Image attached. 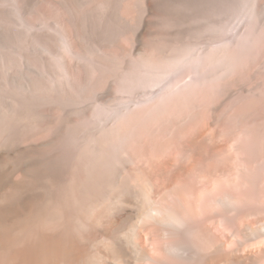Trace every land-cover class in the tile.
<instances>
[{
  "label": "bare ground",
  "instance_id": "1",
  "mask_svg": "<svg viewBox=\"0 0 264 264\" xmlns=\"http://www.w3.org/2000/svg\"><path fill=\"white\" fill-rule=\"evenodd\" d=\"M58 1L40 11L66 21L60 74L24 67L0 40V264H264V5L236 43L150 41L127 71L111 53L116 65L71 64L80 26L111 29L133 57L159 0ZM112 77L129 95L163 87L114 111L107 100V118L84 104Z\"/></svg>",
  "mask_w": 264,
  "mask_h": 264
},
{
  "label": "rangeland",
  "instance_id": "2",
  "mask_svg": "<svg viewBox=\"0 0 264 264\" xmlns=\"http://www.w3.org/2000/svg\"><path fill=\"white\" fill-rule=\"evenodd\" d=\"M79 1L81 0H68L66 4L70 6L72 5L73 8L76 9ZM85 1L86 0L83 2ZM254 3L264 5V1L260 2V0H159V15L151 18V29L153 30V35L145 37L143 45L140 47L141 53H138L139 55L136 54V57L131 56V54L134 53L133 45L126 46L120 45L119 42H111L113 37V34H109L111 29H108V31L105 27H96L93 24H87L86 30L81 25L79 39L75 38L80 58L72 60L71 64L76 63L75 65H78L77 67L80 69L82 68L83 70L85 67L89 69V66H86V64L88 63L87 61L91 60V57L102 60L106 59V61H108L109 56L107 53H111V55L116 56L121 62L124 61L125 65L123 64L122 66L128 68L126 69L128 71L132 66L133 67L131 69H135L137 67V64L135 65L137 60L134 59H137L140 55L146 57L150 54V52H152L149 46L150 41L155 46V44L165 39V43L173 45L174 43L170 40L177 39L178 41H183L184 43L188 42L195 44L196 53L202 52V50H204L203 48H208L212 42V44H220L223 42L236 43V40L238 42V39L240 40L248 29L250 22L249 12ZM17 4H19L20 7L19 11L16 10ZM58 4L64 5L65 2L59 0ZM44 5V0H0V40L4 39L8 48H10V50L5 48L3 52L9 51L11 54H15L23 58L24 60H21V64L24 67L28 64L39 74H43L44 71L47 73V70H50L51 73L55 71L53 74L57 75L58 73L60 74V71L56 67L54 60L56 57L59 58V55L64 54L62 41L57 31L59 30L58 27L64 26L66 21H64L63 25H61L54 15L53 17L52 15L43 16L40 11V7H43ZM166 19H174L173 25L169 28H167L164 24L165 22H163ZM260 19L261 23L264 24V10L262 11ZM205 22L214 24L212 32L204 31L203 28ZM103 30L106 32H103ZM130 30L131 33L136 30L135 26L131 25ZM169 34L173 35L171 36ZM108 35L112 37L109 38ZM166 38L170 39L168 40ZM109 40L110 42H108ZM95 43L96 45H94ZM39 44L47 47V50ZM165 47L168 49L166 45ZM103 57L105 58L103 59ZM27 58H34V64L32 65L31 62L27 61ZM65 58L67 60V57ZM110 60L109 61L111 63L108 61L110 64L115 61L111 58ZM131 60H134L135 62ZM113 65L116 64L114 63ZM88 69H86V71H89ZM117 78L112 77V80H109L110 82L107 86L98 90V94L94 93L95 95H93L90 99L92 101H88L89 103H85L84 106L87 105L89 109L94 106L99 107V105H103L102 107H104L107 100L111 99L115 103L112 101L114 104H111L112 102L110 100L108 101L110 104L108 102L107 103L112 105L113 109L110 110L114 111V108L116 107L114 105H116V103L118 104V102H116L118 101V98H121L125 102H143L152 97L151 95H153V91L163 87L161 85L158 88H140L134 90L131 95H129L118 91L116 87L117 85L114 86L117 83ZM186 80H188V77ZM240 89L241 88L239 86L232 87L231 91H233L229 98L232 100L234 97L239 95L241 93ZM82 90L81 88L79 89L80 92ZM235 92H238L239 94ZM129 96L133 98L131 99ZM121 99L120 101L124 103ZM98 101L100 102L95 103ZM108 107L112 108L111 106ZM107 108L104 109L109 112L108 114L106 111L104 112L106 117L111 113L107 110ZM87 110L86 113L89 112ZM91 112L87 114L90 115ZM102 112L103 110H101L100 113ZM105 115L102 113V117H105ZM110 115L109 116L111 118L114 116L113 114ZM90 116H92V114Z\"/></svg>",
  "mask_w": 264,
  "mask_h": 264
}]
</instances>
